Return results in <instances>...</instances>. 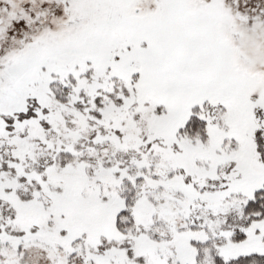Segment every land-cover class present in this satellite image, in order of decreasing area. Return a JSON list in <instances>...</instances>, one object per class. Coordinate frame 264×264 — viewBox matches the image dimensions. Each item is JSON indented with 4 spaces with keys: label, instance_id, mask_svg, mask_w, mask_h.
Returning <instances> with one entry per match:
<instances>
[{
    "label": "snow or ice",
    "instance_id": "6c2138e0",
    "mask_svg": "<svg viewBox=\"0 0 264 264\" xmlns=\"http://www.w3.org/2000/svg\"><path fill=\"white\" fill-rule=\"evenodd\" d=\"M0 264H264V0H0Z\"/></svg>",
    "mask_w": 264,
    "mask_h": 264
}]
</instances>
